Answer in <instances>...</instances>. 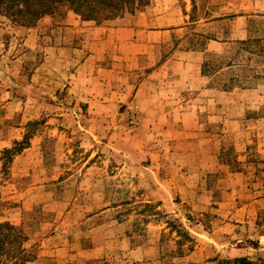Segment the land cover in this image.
Returning <instances> with one entry per match:
<instances>
[{"label":"rangeland","instance_id":"374dc122","mask_svg":"<svg viewBox=\"0 0 264 264\" xmlns=\"http://www.w3.org/2000/svg\"><path fill=\"white\" fill-rule=\"evenodd\" d=\"M141 7L95 22L58 2L31 25L1 7L0 224L21 236L25 264L56 252L63 264H264V100L244 114L234 99L229 130L183 131L176 115L141 113L130 89L84 76V45L97 41L84 21L91 34ZM253 26L246 48L215 60L202 37L180 48L203 53L211 75L234 62L218 89L264 88V20ZM170 48L155 54L177 57Z\"/></svg>","mask_w":264,"mask_h":264},{"label":"crops","instance_id":"0c3cea01","mask_svg":"<svg viewBox=\"0 0 264 264\" xmlns=\"http://www.w3.org/2000/svg\"><path fill=\"white\" fill-rule=\"evenodd\" d=\"M261 2L264 1L150 0L132 15L95 24L91 34L85 28L91 22L84 21V38L93 35L91 39L97 40L90 46L84 45V68H87L84 76L101 88L105 83L111 84L112 94L130 89V98L144 102L138 107L141 113L157 118L176 115L175 125L180 130L215 131L221 124L229 130L239 122L231 117L234 109L236 112L239 109L233 100L242 101L239 106L246 109L242 111L244 114L254 108L258 111L259 105H248L264 100V88L218 89L215 76L234 68V62H226L211 75L206 72L209 64L201 57L203 53L180 46L190 36L202 37L206 40L203 52L214 60L223 51L246 48L251 39L250 30L255 29L253 25L264 20V12L256 10ZM164 44H170V49L177 44V57L173 53L167 58H162L160 53L157 56L155 52H161ZM90 68L96 69L90 71ZM126 83L128 87L122 88L121 84ZM256 122L264 129V117ZM8 145L2 136L0 152ZM90 251L80 250L78 257ZM80 259L78 263L85 264L90 258ZM50 261L64 263L59 252Z\"/></svg>","mask_w":264,"mask_h":264},{"label":"trees","instance_id":"16d2710c","mask_svg":"<svg viewBox=\"0 0 264 264\" xmlns=\"http://www.w3.org/2000/svg\"><path fill=\"white\" fill-rule=\"evenodd\" d=\"M150 0H0V9L18 25H31L47 14L53 5L66 2L87 21L110 20L132 6H144ZM8 150H5L7 152ZM21 236L8 224H0V264H25ZM249 264L245 259L237 260Z\"/></svg>","mask_w":264,"mask_h":264}]
</instances>
